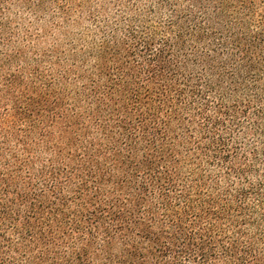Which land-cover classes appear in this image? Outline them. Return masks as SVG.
I'll list each match as a JSON object with an SVG mask.
<instances>
[{
    "label": "trees",
    "instance_id": "16d2710c",
    "mask_svg": "<svg viewBox=\"0 0 264 264\" xmlns=\"http://www.w3.org/2000/svg\"><path fill=\"white\" fill-rule=\"evenodd\" d=\"M260 1L154 0L160 21L103 40L86 68L65 57L59 88L10 72L21 54L1 20L0 264H264ZM71 75L86 79L82 114ZM46 118L56 130L39 145Z\"/></svg>",
    "mask_w": 264,
    "mask_h": 264
},
{
    "label": "rangeland",
    "instance_id": "374dc122",
    "mask_svg": "<svg viewBox=\"0 0 264 264\" xmlns=\"http://www.w3.org/2000/svg\"><path fill=\"white\" fill-rule=\"evenodd\" d=\"M153 2L154 0H10L6 7L4 5L5 16H1L0 23L1 20L10 21L8 31L12 35L5 34L8 37L6 39H12L8 52H20L21 54L19 60L12 64L10 72L21 75L24 83L29 86L32 84L39 86L36 82H42L41 85H50L52 80L53 84L58 83L59 88V81L62 80L63 75L58 76L56 73L65 72L69 67L65 63L69 61L70 55L75 54L78 59L80 58L78 63L81 64L85 62L82 58L84 53L89 49H94L103 40L114 41L117 37H123L129 26L143 30L146 27L145 21H150L151 25L152 21H160L155 18L148 19L147 8ZM260 3L264 4L261 1ZM261 6L259 10L256 7L254 25L260 24L264 17ZM3 48L0 46V51L7 50ZM53 52L61 61L58 67L51 65ZM87 62L84 64L85 68L91 63L89 60ZM34 76H41L42 80ZM68 79L69 90L67 91H70L68 93H72L73 96L69 95L66 100L73 106L74 113L82 114L86 112L84 110L88 108V103L85 101V93L79 96L77 93L79 90L82 91V85L86 79L79 80L74 75L68 76ZM60 88L63 90V86ZM3 89V76L0 73V90ZM14 93L15 96L20 93L23 95V90L19 88ZM74 100H76L75 103H73ZM11 108L9 100L0 98V112L3 113ZM46 119L39 123V131L31 136V140L39 145L45 144L49 130L51 133L52 130H56L54 125L51 126V118ZM27 124L19 121L18 132L22 130L23 133L29 129L31 124ZM72 130L71 133L74 134L76 128L72 127ZM52 140L51 145L55 142ZM61 146H63L62 143L59 144V147ZM8 147L17 154L23 152L22 145L15 139L9 142ZM36 156L39 162L50 158V155L43 150H39Z\"/></svg>",
    "mask_w": 264,
    "mask_h": 264
}]
</instances>
